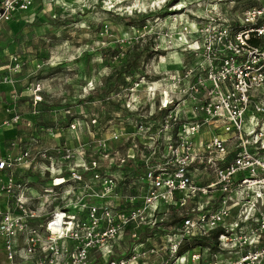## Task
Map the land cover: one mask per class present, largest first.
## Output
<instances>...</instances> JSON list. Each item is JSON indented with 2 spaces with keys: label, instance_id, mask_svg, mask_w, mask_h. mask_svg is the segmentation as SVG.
Returning a JSON list of instances; mask_svg holds the SVG:
<instances>
[{
  "label": "built area",
  "instance_id": "built-area-1",
  "mask_svg": "<svg viewBox=\"0 0 264 264\" xmlns=\"http://www.w3.org/2000/svg\"><path fill=\"white\" fill-rule=\"evenodd\" d=\"M35 3L0 0V25L26 17ZM253 10L249 21L263 15L259 25L237 36L219 29L217 38L205 41L208 68L197 72L194 81L186 82L190 73L183 76L188 86L181 97L176 93L163 103L169 112L163 120L164 131H170L166 154L135 172L125 204L109 195L116 179L97 171L91 181L87 175L54 177L53 184L32 196L31 181L21 179L34 165L31 150L0 158V198H5L0 203V253L5 251L10 264L19 258L31 264H264V154L258 156L264 152V47L249 42L252 36L264 39V11ZM234 47L239 53L226 54ZM11 64L10 72L24 67L17 56ZM4 83L14 79L0 73V86ZM40 92V87L34 90L36 103L42 101ZM6 112L12 117L3 126L22 120L11 107ZM213 123L235 135L232 160L221 136L198 143L197 136ZM200 168L214 181H196ZM85 195L96 201L86 202ZM174 210L178 221L165 223ZM205 239L210 244L194 242Z\"/></svg>",
  "mask_w": 264,
  "mask_h": 264
},
{
  "label": "rangeland",
  "instance_id": "rangeland-1",
  "mask_svg": "<svg viewBox=\"0 0 264 264\" xmlns=\"http://www.w3.org/2000/svg\"><path fill=\"white\" fill-rule=\"evenodd\" d=\"M253 9L264 11V0H37L31 17L0 30L1 59L17 56L24 66L10 72L14 66L6 63L21 108L16 143L34 155L21 179L42 191L54 177L87 175L91 181L97 171L116 179L109 195L125 204L135 172L166 154L170 131H164L163 120L169 112L163 103L176 93L181 97L188 86L183 76L190 73L186 82L194 81L208 68L205 41L217 38L219 29L237 36L259 25L263 15L249 21ZM233 51L226 54L239 53ZM38 87L42 101L36 103ZM214 134L228 142L232 160L238 141L221 124L205 126L197 141ZM194 176L204 185L215 178L203 168ZM85 196L88 203L96 201ZM179 216L174 210L164 222L174 224ZM0 264H10L4 250Z\"/></svg>",
  "mask_w": 264,
  "mask_h": 264
},
{
  "label": "crops",
  "instance_id": "crops-1",
  "mask_svg": "<svg viewBox=\"0 0 264 264\" xmlns=\"http://www.w3.org/2000/svg\"><path fill=\"white\" fill-rule=\"evenodd\" d=\"M33 10L31 12H33ZM31 12L28 13L27 16H29V14H31ZM34 14H35V12H34ZM29 17H31V16H29ZM25 18L26 17L19 19V20H17V19L13 20L11 23L1 24L0 30L2 27H5V26L12 27L14 24L21 23ZM7 56H3V59H1L2 56L0 54V72L2 71L1 73L5 74V75H8L6 70H8L10 68L6 63L10 62V64H11V59H12V56L10 58H8ZM13 84L4 83L0 86V158L6 156L8 154L16 155V153H18L19 150L22 149L16 143V140L20 139V135H19L20 132H18L17 126H15V127L14 126H10V127L3 126V123L12 117L6 112L7 108L11 107L13 109L14 114L15 113L20 114L19 111L21 110V108L19 107V104H17L18 103L17 99H16L17 95L15 93V90H16L15 86L16 85H15V83H13ZM15 106L17 107V109H14ZM2 174H4V173L0 171V178H1ZM30 181L32 184L34 183V181H32V180H30ZM40 192H41L40 189L38 191H35L34 189H32L31 195L36 196ZM4 201H5V198L1 197L0 203H3ZM15 264H31V263L19 258V259H17Z\"/></svg>",
  "mask_w": 264,
  "mask_h": 264
},
{
  "label": "trees",
  "instance_id": "trees-1",
  "mask_svg": "<svg viewBox=\"0 0 264 264\" xmlns=\"http://www.w3.org/2000/svg\"><path fill=\"white\" fill-rule=\"evenodd\" d=\"M249 42L254 46V47H260L263 46V40L261 38H255L254 36H252L249 40ZM165 111V110H164ZM145 167V166H144ZM178 221V219L176 220V222ZM221 233V231H217L216 234H214V237L216 238L219 234ZM194 242H198L199 244L202 245H206V244H210V242H208V240H195Z\"/></svg>",
  "mask_w": 264,
  "mask_h": 264
},
{
  "label": "bare ground",
  "instance_id": "bare-ground-1",
  "mask_svg": "<svg viewBox=\"0 0 264 264\" xmlns=\"http://www.w3.org/2000/svg\"><path fill=\"white\" fill-rule=\"evenodd\" d=\"M60 223L62 224L63 222L61 221ZM57 230H60V231L62 232L61 228H59V229H57Z\"/></svg>",
  "mask_w": 264,
  "mask_h": 264
}]
</instances>
